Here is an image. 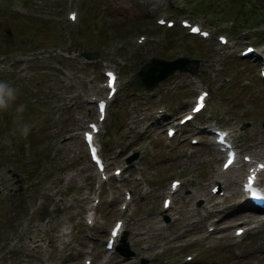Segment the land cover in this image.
Instances as JSON below:
<instances>
[{
  "label": "rangeland",
  "instance_id": "rangeland-1",
  "mask_svg": "<svg viewBox=\"0 0 264 264\" xmlns=\"http://www.w3.org/2000/svg\"><path fill=\"white\" fill-rule=\"evenodd\" d=\"M238 4L250 12L249 23L229 31L235 2L224 0H0V80L19 90L16 103L26 105L24 121L32 125L28 139L13 138L11 146L0 142V264H83L87 255L98 264L117 218L126 223L132 264H141V258L145 264H192L195 259L264 264V221L258 217L257 231L256 222L245 225L253 216L247 209L237 212L242 210L238 185L229 184L241 170L228 177L215 174L221 158L207 132L226 129L241 155L264 160L260 62L238 57L247 44L264 51V38L255 36L256 31L264 35L259 9L264 0ZM69 11H76L74 23L67 19ZM157 16L188 18L213 35L226 33L230 47L219 48L214 37L186 36L177 24L171 31L156 27ZM35 35L44 41L29 40ZM141 36L146 40L138 45ZM42 45L50 49L35 51ZM81 52H91L89 62L79 57ZM178 54L199 60L196 76L175 73L151 93L129 86V77L151 57L172 60ZM104 69L116 71L121 85L98 136L110 164L106 182L88 163L81 136L95 119L92 101L103 92L98 88ZM203 88L210 92L205 111L166 139L165 126L183 115ZM160 108L166 113H156ZM14 116L12 110L0 114V141L14 127ZM161 118L166 121H156ZM244 123L248 126L242 129ZM192 138L198 144L192 145ZM115 169L122 171L113 175ZM14 174L19 186L13 184ZM173 179L183 185L168 211L172 222L165 225L159 217L161 200ZM214 180L221 182L223 196L210 193ZM17 187L21 190L14 192ZM126 191L132 201L121 213ZM96 196L99 204L90 206ZM90 210L96 220L87 228L84 217ZM209 227L213 231L207 232ZM236 227L247 230L238 242ZM188 255L190 263L184 260ZM120 263L113 255L105 264Z\"/></svg>",
  "mask_w": 264,
  "mask_h": 264
},
{
  "label": "clouds",
  "instance_id": "clouds-1",
  "mask_svg": "<svg viewBox=\"0 0 264 264\" xmlns=\"http://www.w3.org/2000/svg\"><path fill=\"white\" fill-rule=\"evenodd\" d=\"M19 90L7 81L0 80V114L14 111V127L3 137L2 142L5 146H11L13 138H27L32 125L24 121L23 114L26 105L17 104Z\"/></svg>",
  "mask_w": 264,
  "mask_h": 264
},
{
  "label": "water",
  "instance_id": "water-1",
  "mask_svg": "<svg viewBox=\"0 0 264 264\" xmlns=\"http://www.w3.org/2000/svg\"><path fill=\"white\" fill-rule=\"evenodd\" d=\"M154 64L153 65H146L144 67V71L142 70L141 72H139L138 74H136L134 76V83L136 85H139L141 86L142 84H146L148 82V79H150V82H154L155 81V74H154V68H153ZM144 72V76L141 75V73ZM138 79V80H137ZM125 240V237L122 238V242ZM117 250H119L122 254H128V251L126 248H121L120 246L117 247Z\"/></svg>",
  "mask_w": 264,
  "mask_h": 264
},
{
  "label": "bare ground",
  "instance_id": "bare-ground-1",
  "mask_svg": "<svg viewBox=\"0 0 264 264\" xmlns=\"http://www.w3.org/2000/svg\"><path fill=\"white\" fill-rule=\"evenodd\" d=\"M233 168V167H232ZM234 172V170H231V171H229L228 172V176H229V174H232ZM229 184H237V183H233V181L232 180H229ZM238 206H242V210H238L237 212H239L240 214L242 213L241 211H243V210H245V209H247V206H248V204H247V202L246 201H244L242 204H238ZM239 218H242V216H239Z\"/></svg>",
  "mask_w": 264,
  "mask_h": 264
},
{
  "label": "snow or ice",
  "instance_id": "snow-or-ice-1",
  "mask_svg": "<svg viewBox=\"0 0 264 264\" xmlns=\"http://www.w3.org/2000/svg\"><path fill=\"white\" fill-rule=\"evenodd\" d=\"M248 51L251 52L252 50L249 49ZM200 100L203 101V97H200ZM194 110L198 112V111H200V108L197 107V108H195ZM87 139L89 140V142H91V136H88ZM249 187H251V183H249ZM116 234H117L116 232H113V236H115ZM238 234H239V233H238Z\"/></svg>",
  "mask_w": 264,
  "mask_h": 264
}]
</instances>
